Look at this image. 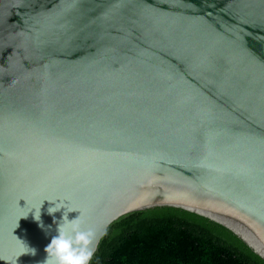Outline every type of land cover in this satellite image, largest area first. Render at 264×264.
Returning <instances> with one entry per match:
<instances>
[{"label": "water", "instance_id": "water-1", "mask_svg": "<svg viewBox=\"0 0 264 264\" xmlns=\"http://www.w3.org/2000/svg\"><path fill=\"white\" fill-rule=\"evenodd\" d=\"M165 207L264 261V0H0V264Z\"/></svg>", "mask_w": 264, "mask_h": 264}, {"label": "trees", "instance_id": "trees-1", "mask_svg": "<svg viewBox=\"0 0 264 264\" xmlns=\"http://www.w3.org/2000/svg\"><path fill=\"white\" fill-rule=\"evenodd\" d=\"M90 264H264L241 240L206 218L175 208L124 216Z\"/></svg>", "mask_w": 264, "mask_h": 264}, {"label": "clouds", "instance_id": "clouds-1", "mask_svg": "<svg viewBox=\"0 0 264 264\" xmlns=\"http://www.w3.org/2000/svg\"><path fill=\"white\" fill-rule=\"evenodd\" d=\"M58 203L47 209L49 214L63 207L62 205L58 206ZM71 211L74 209L64 211L59 222L56 223L57 234L51 238L44 249L46 257L43 264H90L95 253V249L91 247L95 233L91 228H82L84 221L81 218V213L69 220L67 214ZM34 219L39 221V210ZM30 250L34 252L32 249ZM6 264H16V260L6 261Z\"/></svg>", "mask_w": 264, "mask_h": 264}]
</instances>
